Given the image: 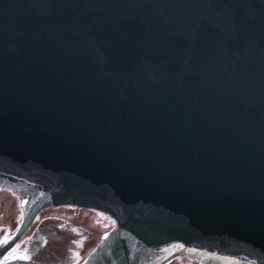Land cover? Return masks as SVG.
Here are the masks:
<instances>
[{"label": "water", "instance_id": "obj_1", "mask_svg": "<svg viewBox=\"0 0 264 264\" xmlns=\"http://www.w3.org/2000/svg\"><path fill=\"white\" fill-rule=\"evenodd\" d=\"M0 188V258L71 205L116 223L89 264H264V0H0Z\"/></svg>", "mask_w": 264, "mask_h": 264}, {"label": "rangeland", "instance_id": "obj_2", "mask_svg": "<svg viewBox=\"0 0 264 264\" xmlns=\"http://www.w3.org/2000/svg\"><path fill=\"white\" fill-rule=\"evenodd\" d=\"M100 220L93 212L59 208L43 212L37 230L53 246L70 245L101 237L113 227Z\"/></svg>", "mask_w": 264, "mask_h": 264}, {"label": "flooded vegetation", "instance_id": "obj_3", "mask_svg": "<svg viewBox=\"0 0 264 264\" xmlns=\"http://www.w3.org/2000/svg\"><path fill=\"white\" fill-rule=\"evenodd\" d=\"M6 194L8 193L0 192V199L6 196ZM3 200L4 202H7L6 198H3ZM7 232L8 226L4 228V233L6 234ZM2 239L0 240V242L2 241ZM43 243V238L40 234H36L34 237H30L28 240L25 238L21 240V242L9 254H7L3 260L0 261V264H72L77 259L67 258L63 260L60 257H56L50 253L37 252L39 248L43 245ZM181 260H183L184 262L181 263ZM16 261L20 263H15ZM166 264L200 263L197 261H193L187 257H181L173 259Z\"/></svg>", "mask_w": 264, "mask_h": 264}, {"label": "snow or ice", "instance_id": "obj_4", "mask_svg": "<svg viewBox=\"0 0 264 264\" xmlns=\"http://www.w3.org/2000/svg\"><path fill=\"white\" fill-rule=\"evenodd\" d=\"M26 203V202H25ZM4 242H6V241H4ZM23 258H27V257H23Z\"/></svg>", "mask_w": 264, "mask_h": 264}, {"label": "bare ground", "instance_id": "obj_5", "mask_svg": "<svg viewBox=\"0 0 264 264\" xmlns=\"http://www.w3.org/2000/svg\"><path fill=\"white\" fill-rule=\"evenodd\" d=\"M153 262V261H152Z\"/></svg>", "mask_w": 264, "mask_h": 264}]
</instances>
